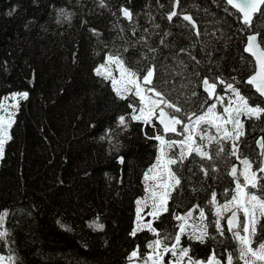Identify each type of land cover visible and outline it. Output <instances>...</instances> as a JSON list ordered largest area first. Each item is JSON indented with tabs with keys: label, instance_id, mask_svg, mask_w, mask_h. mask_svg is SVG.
Returning a JSON list of instances; mask_svg holds the SVG:
<instances>
[{
	"label": "trees",
	"instance_id": "trees-1",
	"mask_svg": "<svg viewBox=\"0 0 264 264\" xmlns=\"http://www.w3.org/2000/svg\"><path fill=\"white\" fill-rule=\"evenodd\" d=\"M106 2L108 9L98 7V0H0V65L7 62V70L0 68V101L8 105L9 110L11 99L6 98L7 94L27 85L25 69L36 71L29 98L19 101L20 108L9 129L13 138L5 145V157L0 159V210H9L5 218L9 243L6 245L0 240V255L7 257L14 252L16 264H126L124 256L127 252L137 244L142 252L146 251V242L155 238L146 229L138 231L135 237L128 235L134 219L133 201L144 195L141 176L153 159L154 142H145L133 122L130 133L121 136L122 151L128 154L122 173L123 184L111 179L121 175L120 166L106 156V144L98 141V137L115 115L126 109V103L114 100L110 86L94 77L91 68L101 62L106 50L104 42L110 47L113 43L120 46L132 38L130 22L118 13L112 14L122 3L139 13L134 16L132 25H139L137 36L143 34L144 28L155 33L152 46L159 48L160 37L165 29L169 30L167 46L159 58L161 61L169 52L188 47L196 37L190 28L177 27L164 18L163 14L171 8V0H160L163 8L157 7V0ZM218 2L181 0V8L194 16L201 33L193 52L201 59V74H205L208 65L207 57L200 51L204 48L219 57L215 67L223 70L225 79L231 75L240 79L251 71L254 62L243 52L244 35L236 34L235 17L225 12L224 5L217 7ZM13 5H17L18 10L8 15ZM57 8L70 9L71 20H62L58 24ZM149 14L159 28L151 26ZM82 18L87 20L86 25L81 24ZM25 24H29L27 29ZM88 26H95L100 37L91 36ZM221 26L224 35L217 40L212 32ZM255 29L264 31V22L256 21ZM74 44L78 45L79 59L72 64L70 53ZM217 46L219 53L215 51ZM129 64L142 67V63H135V58H130ZM112 68L116 74L115 66ZM233 68L236 72L231 71ZM159 72L161 77L165 75L163 68ZM180 83V77L176 76L178 88ZM60 87L64 88L63 93L59 92ZM222 87L218 85L221 90ZM241 88L244 93L253 94L252 99L257 98L250 85L242 84ZM193 99L194 102L186 107L199 113L203 97ZM6 115L7 112L0 109V116ZM89 120L94 121V127L87 126ZM245 126L240 154L256 161L260 152L257 140L262 137L264 141V121L245 120ZM228 146L226 143V149ZM210 147L214 155L215 144ZM215 162L220 166L218 178L200 181L197 174L193 178L195 193L188 189L182 199L174 193L179 206L177 199L170 200V211H186L197 203L205 207L207 221L213 220L212 212L204 202L210 199L213 190L219 203L230 198L231 193L223 192L225 187H234L227 169L238 160L227 157ZM211 175L210 171L209 177ZM61 180L63 183L58 182ZM97 217L98 222L105 225L103 230L88 223ZM196 218L198 210H194ZM58 219L67 227H61ZM175 224L170 212L154 221L161 234L163 231L174 233ZM214 231V225L210 223L209 232ZM260 240H264V233L258 232L254 243ZM181 242L190 245V255L194 258L206 259L213 250L218 256H226L225 248L230 251L236 248L227 232L223 238L209 239L205 244L190 241L187 236H182Z\"/></svg>",
	"mask_w": 264,
	"mask_h": 264
},
{
	"label": "snow or ice",
	"instance_id": "snow-or-ice-1",
	"mask_svg": "<svg viewBox=\"0 0 264 264\" xmlns=\"http://www.w3.org/2000/svg\"><path fill=\"white\" fill-rule=\"evenodd\" d=\"M221 5L225 6L226 13L235 17L233 23L237 26L236 34L244 35L243 52L249 54L254 61L251 71L240 79H237V75L225 79L223 70L215 67L219 57H214L212 51H205L204 48L200 51L207 57L208 65L205 74H201V59L193 52L196 44L200 42L198 21L181 8V0H171V8L163 15L170 24L190 28L196 40L188 47L169 52L164 56V61H161L159 58L163 55V48L167 46L169 30L165 29L160 37L159 48L152 46L151 39L155 33L144 28L143 34L137 36L139 25H132L134 16L139 13H134L129 6L122 3L112 14L118 13L119 17L130 22L132 38L120 46L113 43L110 47L104 42L106 50L101 62L91 68L94 77L110 86L114 100L126 103V109L115 115L98 137V141L106 144V156L116 166H120L121 175L111 179L123 184L122 173L127 165L128 154L122 151L124 144L121 136L130 133L133 122L145 142H154L153 159L141 176L144 195L135 197L133 201L134 219L128 235L135 237L138 231L146 229L155 238L146 242V251L142 252L137 244L127 252L124 256L126 264H264V240L254 243L256 234L264 233V141L257 140L261 150L256 161L240 154L241 137L245 136V120L264 121V31L254 30L256 21L264 22V0H219L217 7ZM98 7L109 8L106 0H98ZM157 7H164L160 0H157ZM17 10L18 6L13 5L7 14L12 15ZM55 11L58 24L62 20L70 21L73 15L66 8H57ZM149 21L153 28H159L152 21L151 14ZM87 23V20L81 19L82 25ZM24 27L27 29L29 24ZM87 31L93 37H100L95 26H88ZM123 32L124 28L121 27L120 33ZM223 35L222 26L213 29L212 36L217 40ZM215 51L220 52L219 46ZM130 58H135V63H142V67L129 64ZM78 59V45L74 44L70 62L75 64ZM113 65L116 74L113 73ZM0 68L7 70V62L0 65ZM161 68L165 71L163 77L159 72ZM231 71L236 72V69ZM176 76L180 77L179 88L176 86ZM24 79L27 82L25 87L7 94L6 98L11 99V110L0 101V109L7 112L6 116H0V159L5 157V145L13 138L9 129L15 122V112L20 108L19 101L27 100L31 86H34L35 69H25ZM242 84L250 85L255 94H258L257 98L252 99L253 94L244 93ZM218 85L223 86L222 90ZM59 92L63 93L64 88L60 87ZM199 97H203L199 113L186 107L194 102L193 98ZM87 126L94 127V121L89 120ZM169 134L182 138L174 139ZM213 143L216 146L214 155L210 147ZM226 143L229 145L227 149ZM225 152L227 155L223 156ZM227 157H235L240 168H237L236 163H231L227 169L234 187H225L223 192L231 193L230 198L226 197L219 203L217 193L213 190L210 199L204 202L212 212L211 222L207 221L205 207L197 203H193L186 211H170V200L177 199V196L182 199L188 189L195 193L197 189L193 178L197 174L200 181L209 178L216 180L220 166L215 161L226 160ZM105 175L109 174L106 172ZM58 182L63 183L62 180ZM177 205L179 206V199ZM194 210H198L196 219ZM169 212L176 221L173 226L175 231H163L161 234V230L154 226V221L163 213ZM8 213L7 208L0 210V240L6 245L9 243L8 230L5 227ZM98 221L99 217L88 223L95 229L103 230L105 225ZM57 222L61 223L59 219ZM210 223L215 228L212 233L209 232ZM61 227L66 228L67 225L61 223ZM225 232L236 243L234 250L224 249L226 256H218L213 250L206 259L194 258L190 255V245L185 246L181 242L182 236H187L190 241L205 244L209 239L223 238ZM84 246L87 247V244ZM0 264H16L15 253L11 252L7 257L0 255Z\"/></svg>",
	"mask_w": 264,
	"mask_h": 264
},
{
	"label": "water",
	"instance_id": "water-1",
	"mask_svg": "<svg viewBox=\"0 0 264 264\" xmlns=\"http://www.w3.org/2000/svg\"><path fill=\"white\" fill-rule=\"evenodd\" d=\"M247 54V53H246ZM248 56H249V54H247ZM254 62V61H253ZM253 89V88H252ZM253 91L255 92V90L253 89ZM258 95V94H257ZM169 135H175V134H169ZM258 140H261L262 141V137H260ZM258 147H259V145H258ZM259 149H260V147H259ZM261 150V149H260ZM236 165H237V168L239 169L240 168V165L238 164V163H236ZM241 215V214H240Z\"/></svg>",
	"mask_w": 264,
	"mask_h": 264
},
{
	"label": "rangeland",
	"instance_id": "rangeland-1",
	"mask_svg": "<svg viewBox=\"0 0 264 264\" xmlns=\"http://www.w3.org/2000/svg\"><path fill=\"white\" fill-rule=\"evenodd\" d=\"M235 163H238V164L240 165L239 161H238V162H235ZM145 218H146V217H145ZM241 218H242V214H241Z\"/></svg>",
	"mask_w": 264,
	"mask_h": 264
}]
</instances>
